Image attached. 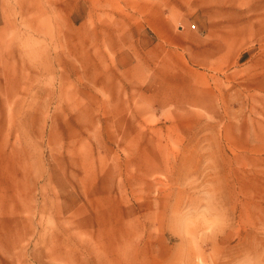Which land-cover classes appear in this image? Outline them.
Listing matches in <instances>:
<instances>
[{"label":"rangeland","instance_id":"1","mask_svg":"<svg viewBox=\"0 0 264 264\" xmlns=\"http://www.w3.org/2000/svg\"><path fill=\"white\" fill-rule=\"evenodd\" d=\"M19 1L0 0V264H264V0H120L129 39L49 35Z\"/></svg>","mask_w":264,"mask_h":264},{"label":"crops","instance_id":"2","mask_svg":"<svg viewBox=\"0 0 264 264\" xmlns=\"http://www.w3.org/2000/svg\"><path fill=\"white\" fill-rule=\"evenodd\" d=\"M40 1L41 0H20L19 7H20V11H26V10L29 11L31 9L30 7H32L37 12H40L43 15H48V16H49V13L52 12L51 16L54 18L52 20H54L56 27L54 31L52 30V32L51 31L49 32V30H46L43 28V30L41 31L44 34H48L49 32L50 33L49 35H52V34L53 35L55 34L56 35H59V34L60 35H85V34L93 35V33L96 32L95 35H124L122 37L124 39L125 38L129 39L128 35H134V32L130 34L131 33L130 31L128 32L122 27L120 28V21H121L120 19V0H83L86 2L85 7H87V15H88L89 23H82L79 26H72L66 20L69 9L76 4L78 6L79 0H75V1L65 0L64 2L63 0H57L62 4H60L59 6H56L50 3V6L48 5V7L45 5H42ZM124 1L126 3H130L131 7L134 10V8L136 7V0H124ZM168 1L169 0H162V2L164 3L165 2L167 3ZM149 2L150 1L148 0L147 3ZM107 6L113 7L115 10L119 11L118 16H114V18L111 19L110 22L104 21V17L108 18L107 17L108 12L107 10H105ZM148 6L149 7L146 9V13L148 14L149 18L150 19L155 18V22L157 23V18L155 16H159V20L161 21V23L164 24L163 30L159 32V35H161L163 39H169L170 38L169 35H173V34H170V32L166 30V25L168 24V18L167 17H165L166 19L163 18L162 13L161 12L157 13L158 10L154 8L152 5H148ZM96 12L100 15V17L102 16L101 19H97L98 16L97 17L94 16ZM2 18H3L4 23H7V19H6L7 16L6 14L4 16L3 12L0 13V21H2L1 20ZM49 19L50 18H48V20ZM121 22H123V20ZM132 23L133 25H135L134 21H132ZM60 26L63 27V31L61 30ZM134 28L136 29L135 26ZM80 30H83L84 34L83 32L80 34ZM186 35H197V34L193 32H188ZM132 53L135 56L134 52Z\"/></svg>","mask_w":264,"mask_h":264},{"label":"bare ground","instance_id":"3","mask_svg":"<svg viewBox=\"0 0 264 264\" xmlns=\"http://www.w3.org/2000/svg\"><path fill=\"white\" fill-rule=\"evenodd\" d=\"M151 21H155L154 19H152ZM53 35V34H52ZM160 47V46H159ZM158 47V48H159ZM155 51H156V49H155ZM21 53H22V51H20ZM148 53V52H147ZM11 57H13L14 58V56L13 55H11ZM21 61H22V59H21Z\"/></svg>","mask_w":264,"mask_h":264}]
</instances>
